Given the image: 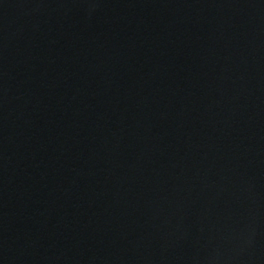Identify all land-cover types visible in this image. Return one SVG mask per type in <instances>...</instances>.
I'll list each match as a JSON object with an SVG mask.
<instances>
[{
    "label": "water",
    "instance_id": "1",
    "mask_svg": "<svg viewBox=\"0 0 264 264\" xmlns=\"http://www.w3.org/2000/svg\"><path fill=\"white\" fill-rule=\"evenodd\" d=\"M0 264H264V0H0Z\"/></svg>",
    "mask_w": 264,
    "mask_h": 264
}]
</instances>
